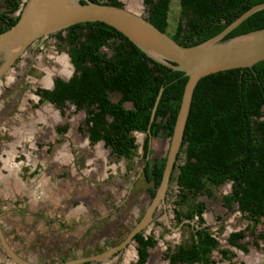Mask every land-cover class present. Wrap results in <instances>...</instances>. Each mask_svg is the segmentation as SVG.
Returning a JSON list of instances; mask_svg holds the SVG:
<instances>
[{
	"label": "trees",
	"instance_id": "1",
	"mask_svg": "<svg viewBox=\"0 0 264 264\" xmlns=\"http://www.w3.org/2000/svg\"><path fill=\"white\" fill-rule=\"evenodd\" d=\"M86 1L123 7L120 0ZM24 3L0 0L4 8L0 12V33L15 24ZM84 3L85 0H79V4ZM141 3L148 23L177 45L192 47L218 35L264 0H176L177 21L171 34L166 32L170 0ZM17 10L18 14L11 17ZM263 28L261 9L247 16L221 41ZM50 36L67 47L73 72L66 82L55 80L51 91L37 89L35 94L60 111L66 104L75 111H83L88 144L102 142L116 159L130 160L136 149L132 133L143 134L140 176L144 184L151 185L146 189L151 199L160 183L165 158L150 159L149 143L156 138H170L187 78L182 72L153 61L101 22L75 24ZM101 48H106L109 55ZM112 95L117 96L115 101ZM64 131V126L56 129L60 134ZM77 131L81 129L77 127ZM170 183L177 191V200L172 202L173 220L176 226L183 223L188 238L173 251L166 249L164 257L168 264H214L213 251L226 261L234 256L228 249H217V241L201 216L204 203L197 201L202 196L210 198L212 189L226 183L229 192L221 196L222 207L231 210L235 205L246 222L243 231L228 234L226 244L239 249V241L248 232L264 248V233L254 235V227L264 218V61L250 68L209 74L197 81ZM133 241L134 264H144L147 249L156 241L140 233ZM251 245L257 247L255 240Z\"/></svg>",
	"mask_w": 264,
	"mask_h": 264
},
{
	"label": "rangeland",
	"instance_id": "2",
	"mask_svg": "<svg viewBox=\"0 0 264 264\" xmlns=\"http://www.w3.org/2000/svg\"><path fill=\"white\" fill-rule=\"evenodd\" d=\"M120 1L125 9L146 17L140 0ZM2 11L4 8L0 5ZM17 14L18 10L10 16ZM177 14L176 0H170L166 28L169 34L174 30ZM101 51L109 55L106 48H101ZM53 52L58 55L56 66L49 59V54ZM64 53L62 43L52 37H43L30 43L12 67L0 76V231L9 238V246L15 253L39 264L76 259L117 244L139 220L149 201L146 191L149 185L144 184L140 176L143 134L132 133L136 149L130 160L116 159L100 142L93 146L87 143L83 111H75L72 105L66 104L58 116L56 110L38 105L33 91L43 86L36 67L39 64L47 69L50 65L55 66L54 71L66 78L71 67ZM111 99L115 101L117 96L112 95ZM124 107L128 108L129 104L125 103ZM1 109L5 117L1 116ZM56 126H64L66 130L56 135L53 133ZM77 127L81 131L78 132ZM149 144L152 154L149 158H162L167 148L166 139ZM46 146L50 152H45ZM60 150L68 154L63 163L54 160L56 151ZM72 168L75 170L74 179L79 181L75 179L73 186L69 184L70 189L61 200L63 207L50 209L46 201L42 202V206L32 204L31 193L46 199V194L54 190L53 185L58 186L60 179L65 178L64 175ZM36 184L42 185L41 190ZM211 192L210 198H197L205 205L202 213L204 225L216 238L217 249H228L234 254L227 263L218 252L213 251L211 259L214 264H264L262 242L250 237L248 232H244L245 238L239 241V249L226 244L228 233L243 231L246 225L235 205L231 210L222 207L221 196L229 192V184H222ZM176 200V187L170 183L165 191L163 207L155 210L152 220L142 231L144 236L149 235L156 241L149 250L148 264H168L164 257L166 249L173 251L177 245L187 241V228H179L172 220V202ZM45 207L50 209L46 214ZM181 209L184 210V206ZM52 210L53 217L47 216ZM106 213L110 215L104 217ZM39 214L49 220L33 217ZM259 232L264 233V218L254 227V235ZM104 234L108 236L107 241L102 240ZM252 240L257 247L251 245ZM88 241L98 243L97 247L87 250L84 245ZM4 257L0 252V264H13ZM93 264H134L133 245L129 244L123 254Z\"/></svg>",
	"mask_w": 264,
	"mask_h": 264
},
{
	"label": "water",
	"instance_id": "3",
	"mask_svg": "<svg viewBox=\"0 0 264 264\" xmlns=\"http://www.w3.org/2000/svg\"><path fill=\"white\" fill-rule=\"evenodd\" d=\"M261 9H264V3L250 8L221 33L205 42L192 47H181L165 33H161L148 23L144 17L124 7L115 8L86 0L84 4H79V0H26L20 9L15 24L0 33V76L9 69L16 58L34 40L75 24L101 22L122 34L153 61L172 70L180 71L187 78L172 134L169 139L166 138L167 148L163 155L165 162L161 180L140 220L117 247L88 259L55 264H81L84 261H97L105 258L123 248L135 234L146 227L154 210L159 206L163 207L169 175L181 142L193 88L197 81L206 75L232 69L250 68L258 62L264 61V28L221 41L227 32L236 27L247 16ZM68 64L72 69L71 64ZM160 93L161 89L156 97L151 116ZM100 143L102 144V142ZM0 245L15 263L33 264L12 252L5 243L1 231Z\"/></svg>",
	"mask_w": 264,
	"mask_h": 264
},
{
	"label": "flooded vegetation",
	"instance_id": "4",
	"mask_svg": "<svg viewBox=\"0 0 264 264\" xmlns=\"http://www.w3.org/2000/svg\"><path fill=\"white\" fill-rule=\"evenodd\" d=\"M54 33H52V35H53ZM51 34H48V35H46V36H48V37H52V36H50ZM45 36V37H46ZM43 38V37H42ZM38 39H41V38H38ZM38 39H36V40H38ZM52 39H55L54 37H52ZM36 40H34L33 42H31V44L32 43H34ZM58 42V41H57ZM58 43H61V42H58ZM30 45V44H29ZM29 45L26 47V49L23 51V53L27 50V48L29 47ZM62 45H64V47H65V53H64V56L66 57V59H67V61H68V56H67V47L65 46V44H63L62 43ZM22 53V54H23ZM21 54V55H22ZM55 53L53 52V54H49V59H50V63L52 64V65H55L56 66V61H57V56L58 55H54ZM106 54V53H105ZM20 55V56H21ZM19 56V57H20ZM63 56V57H64ZM18 57V58H19ZM18 58H16V60H18ZM60 59V58H59ZM15 60V61H16ZM14 61V62H15ZM13 62V63H14ZM0 63H1V60H0ZM13 63H12V65H13ZM68 63H70V61H68ZM48 64V63H47ZM71 64V63H70ZM12 65L9 67V68H11L12 67ZM52 65H50V67H49V69H47V68H45L46 66H42V65H40L39 64V66L38 67H36V69H37V71H39L40 72V77H39V81H40V83L42 84V88H39V90H43V91H51L52 89H53V83H54V81L55 80H60V81H62V82H66L70 77H71V75H72V72H73V68L71 69V72H70V74L65 78V77H63V75H61V74H57L56 73V71H54V70H56L54 67L55 66H53L52 67ZM4 77V76H3ZM5 79V78H4ZM45 79V80H44ZM2 81V80H1ZM35 90H37V89H35ZM35 90L33 91V94H34V96L37 98V102H38V105H40V104H43L45 107H50V109H53V110H56L57 112H58V116L60 115V113H61V111L60 110H58L57 108H55L52 104H50L49 102H47V101H45V100H42L41 99V97L39 96V95H36L35 94ZM1 116H3V117H5L6 115L4 114V110H2L1 109ZM39 117H42V116H39ZM26 127V126H25ZM61 127H63V126H56L55 128H54V130H53V133H55L56 135H58V134H60V133H57L56 132V129H59V128H61ZM66 130V129H65ZM46 139H45V137L43 138V141H45ZM97 144V143H96ZM90 146H93V145H90ZM103 146V145H102ZM35 147H36V144H35ZM37 148V147H36ZM50 148L52 149L53 147L52 146H50ZM49 149V147H47L46 146V149H45V152L46 151H49L48 150ZM50 152V151H49ZM57 153L59 152V151H56ZM55 152V153H56ZM109 152V151H108ZM56 153V154H57ZM152 155V154H151ZM38 158V157H37ZM149 187H151V185H149ZM147 191V190H146ZM148 193V192H147ZM154 194H155V191H154ZM148 197H149V194H148ZM153 198V197H152ZM151 198V199H152ZM60 199H61V197H60ZM87 199V198H86ZM90 200V199H89ZM89 200H86V201H89ZM149 200H150V197H149ZM90 202V201H89ZM50 207L52 206L51 204L49 205ZM205 206V205H204ZM160 208V207H159ZM50 209H52V208H50ZM62 211L64 210L65 211V209H61ZM61 210H59V212H61ZM155 210H157V209H155ZM155 210H154V212H155ZM204 210H205V207H204ZM152 213V215H151V220H152V218H153V216H154V214L155 213ZM100 213V212H99ZM60 214V213H59ZM58 214V215H59ZM104 215V217H107L108 215H110V213H106V214H103ZM142 215H143V213H142ZM142 215H141V217H142ZM171 215H172V220H173V214H172V211H171ZM140 217V218H141ZM98 218V217H97ZM140 218H139V220H140ZM94 218H92V220H93ZM91 220V221H92ZM138 220V221H139ZM97 221V220H96ZM137 221V222H138ZM174 221V220H173ZM99 222H101V221H99ZM136 222V223H137ZM135 223V224H136ZM175 223V222H174ZM134 224V225H135ZM149 224V223H148ZM147 224V225H148ZM133 225V226H134ZM146 225V226H147ZM133 226L128 230V232L126 233V235L129 233V231L133 228ZM179 226V228L180 227H185V226H182V224H180V225H178ZM144 229V228H143ZM143 229L139 232L140 234H142V231H143ZM138 233V234H139ZM230 233H232V232H230ZM230 233H228V234H230ZM228 234H227V236H228ZM3 235V234H2ZM98 235V234H97ZM125 235V236H126ZM136 235V234H135ZM134 235V236H135ZM143 235V234H142ZM98 236H100V235H98ZM125 236H124V238H125ZM133 236V237H134ZM144 236V235H143ZM147 236H149V235H147ZM133 237H132V239L123 247V248H120V249H118L117 251H115V252H113L112 254H110V255H108V256H106L105 258H103V259H101V260H97V261H84V262H82L81 264H93V263H99V262H103V261H106V260H110L111 258H113V257H115V256H117L118 254H123L124 252H125V250H126V248H127V246L129 245V244H131V245H133V252H134V263H135V261H136V252H135V243H134V241H133ZM94 238H96V237H94ZM109 238H112V236H109ZM124 238L123 239H121L117 244H115V245H111V246H109V248H106L105 250H103V251H101V252H94V253H90V254H88V255H83V256H81V257H78V258H76V259H68V260H66V261H61V262H69V261H74V260H84V259H88V258H90V257H93V256H97V255H100V254H102V253H105V252H107V250H109V249H112V248H114V247H117L123 240H124ZM3 239H4V241L5 240H7V242L9 241V238H7V237H5V236H3ZM216 239V238H215ZM95 241L97 240V239H94ZM93 240V241H94ZM102 240L103 241H107L108 240V236L107 235H103V237H102ZM92 242V241H91ZM104 243V242H103ZM156 243V242H155ZM6 244H8V243H6ZM97 245H98V243L96 244L95 242H93V243H89V241H88V244H86V245H84V248H87V250H94L96 247H97ZM154 247V246H153ZM153 247H151V248H148L147 249V258H146V260H145V262H144V264H148L149 263V258H150V252H149V250H151ZM83 248V247H82ZM72 249L73 248H71V251H72ZM69 251V250H68ZM15 254V253H14ZM16 255V254H15ZM8 257V256H7ZM9 258V257H8ZM10 259V258H9ZM11 260V259H10ZM25 260V259H24ZM26 261V260H25ZM15 263V262H14ZM15 264H17V263H15Z\"/></svg>",
	"mask_w": 264,
	"mask_h": 264
},
{
	"label": "crops",
	"instance_id": "5",
	"mask_svg": "<svg viewBox=\"0 0 264 264\" xmlns=\"http://www.w3.org/2000/svg\"><path fill=\"white\" fill-rule=\"evenodd\" d=\"M45 114H46V112H45ZM44 117V116H43ZM45 118H46V116H45ZM39 129V128H38ZM16 129H14V131H15ZM18 133H15V135H17ZM36 134H37V132H36ZM38 134H40V133H38ZM22 136H24V135H22ZM22 136H19V137H22ZM27 136V135H26ZM88 143V142H87ZM64 152V150L62 151V150H60L56 155V157H55V159L54 160H56L57 162H60V163H63L64 162V160L65 159H67V156L66 155H68L67 153H63ZM89 162V161H88ZM74 173H75V170H73V168H72V170H69V173H66V175H64V174H62V175H64V176H66L65 178H62V179H60V181L58 182V186L57 185H53V189L54 190H50V192H48L47 194H46V199H43V197L41 198V195H40V197L39 198H37V197H35L34 196V194L33 193H31V195H30V197L33 195V198H31V202H32V204L33 205H39L40 204V206H42V205H44L42 202H44V201H46V202H48L49 204H51L52 206H51V208L52 209H54V208H56V207H63L64 205H63V203H61V200H62V197L63 196H65L64 194L70 189V187H69V184H71L72 186L74 185V182H75V179H76V181H79L77 178H75L74 179V177L73 176H75L74 175ZM63 176V177H64ZM78 177V176H77ZM79 178V177H78ZM15 184V183H14ZM16 185V184H15ZM18 186L19 185H17L16 187L18 188ZM36 186L39 188V190H41V188H42V185H37L36 184ZM47 192V191H46ZM48 194H50V196L48 195ZM29 196V195H28ZM60 197H61V199H60ZM45 198V197H44ZM60 203H61V205L62 206H60ZM63 209V208H62ZM50 211V209L49 208H46L45 207V214L47 213V212H49ZM52 213L50 214V213H48V215L47 216H49V217H53V210L51 211ZM37 216V218H44V220H49V218L46 216V218L45 217H42V215L41 214H39V215H35V216H33V217H36ZM39 216V217H38ZM44 224H45V222H44ZM47 224H49V223H47ZM31 226H34V225H31ZM5 243H8L7 245H8V247L11 249V247L9 246V241L7 242V240H5ZM12 250V249H11ZM0 252L1 253H3L6 257H4V259L6 260V259H9L8 257H7V254L5 253V251H4V249H3V247L0 245ZM12 252L13 253H15V250L13 251L12 250ZM18 257H20L17 253H15ZM21 258V257H20ZM221 258V257H220ZM21 259H23V258H21ZM10 260V259H9ZM223 260V259H222ZM224 261H226V260H224ZM230 261V260H229ZM229 261H226L227 263H229ZM1 262V261H0ZM10 262L11 263H13V264H15L14 263V261H12V260H10ZM151 262V261H150ZM31 263H34V264H39V263H35V262H31Z\"/></svg>",
	"mask_w": 264,
	"mask_h": 264
},
{
	"label": "clouds",
	"instance_id": "6",
	"mask_svg": "<svg viewBox=\"0 0 264 264\" xmlns=\"http://www.w3.org/2000/svg\"><path fill=\"white\" fill-rule=\"evenodd\" d=\"M86 135H87V134H86ZM158 139L161 141V140L166 139V138H162V139H161V138H156L155 140H158ZM149 146H150V144H149ZM149 149H150V147H149ZM150 155H151V153H150ZM150 155H149V156H150ZM153 159H156V158H153ZM167 186H168V185H167ZM164 196H165V195H164ZM148 198H149V197H148ZM206 198H207V197H206ZM150 200H151V199H150ZM150 200H149V201H150ZM149 201H148V202H149ZM204 207H205V206H204ZM203 212H204V210H203ZM203 212H202V213H203ZM201 216H202V215H201ZM202 218H203V217H202ZM184 222H185V221H184ZM182 224H183V223H182ZM204 226H205V225H204ZM206 227H207V226H206ZM208 230H209V229H208ZM209 232H210V231H209ZM226 238H227V237H226ZM216 241H217V240H216ZM253 247H254V246H253ZM23 260H24V259H23ZM26 261H27V260H26ZM28 262H29V261H28ZM30 263H31V262H30ZM56 263H65V262H61V261H60V262H56ZM33 264H34V263H33ZM44 264H55V263H44Z\"/></svg>",
	"mask_w": 264,
	"mask_h": 264
}]
</instances>
